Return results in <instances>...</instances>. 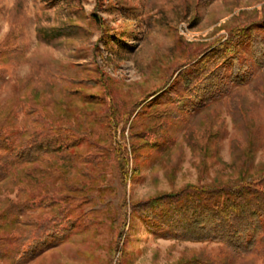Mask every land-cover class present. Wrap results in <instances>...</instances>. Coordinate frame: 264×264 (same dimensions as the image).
<instances>
[{"label":"rangeland","instance_id":"1","mask_svg":"<svg viewBox=\"0 0 264 264\" xmlns=\"http://www.w3.org/2000/svg\"><path fill=\"white\" fill-rule=\"evenodd\" d=\"M263 9L264 0H0V131L39 129L43 120L60 124L63 118L68 130L86 137L80 152L105 154L96 166L60 162L35 176L44 194L65 193L66 185L82 190L72 209L92 224L34 264H176L197 255L220 264H264L263 244L244 258L220 244L157 238L128 208L187 185L234 182L250 144L252 174L264 170V72L249 46L241 61L254 72L255 87L234 89L235 113L225 96L202 114L172 122L159 148L143 161L130 155L127 179L104 150L129 147V128L123 132L120 124L113 138L110 123L99 120L107 112L106 93L119 108L130 109L161 87L185 56L226 37L229 20ZM46 31L55 37H44ZM18 191L3 188L0 216L17 203Z\"/></svg>","mask_w":264,"mask_h":264},{"label":"trees","instance_id":"2","mask_svg":"<svg viewBox=\"0 0 264 264\" xmlns=\"http://www.w3.org/2000/svg\"><path fill=\"white\" fill-rule=\"evenodd\" d=\"M200 1L209 3L212 0ZM225 29L226 37L202 44L185 56L183 63L171 69L161 87L130 109L119 108L109 93L105 94L103 104L108 108L99 120L110 123L113 138L120 124L124 125L123 132L126 127L130 131L129 147L113 146L104 150L119 164L123 179L128 178L131 156L135 162L143 161L151 151L158 149L172 122L187 114H202L225 96L235 113V93L246 86L255 87L254 72L241 58L244 47L249 46L255 64L261 73L264 72V34H259L264 33V9L261 13L257 10L240 13L225 24ZM44 37L53 38L55 34L46 31ZM68 92L80 94L77 90ZM40 120L32 122L37 124ZM57 122L60 124L43 120L39 129L0 131V195L3 188L9 193L18 188L20 195L17 203L0 216V264H34L41 255L88 230L92 224L89 218L82 222L72 209L73 201L82 190L66 185L65 193L61 190L57 195L44 194L36 185L35 176L46 173L50 164L96 166L99 158L105 156L80 152L87 142L86 137L68 130V120L61 118ZM188 135L189 132L185 134L186 141H189ZM122 138L126 141L124 133ZM253 151L251 144L244 151L247 162L234 182L187 185L177 191L159 193L146 201L131 202L128 207L131 216L139 219L157 238L220 244L236 257L251 256L259 245H264V170L258 176L252 174ZM202 163L204 165L205 160ZM138 168L136 165L135 171ZM35 211L39 214L31 215ZM81 222L83 227L79 229ZM117 223L115 220L112 225ZM121 224L116 249L120 247V234L126 219ZM15 233L20 236L15 238ZM176 264L220 263L197 255Z\"/></svg>","mask_w":264,"mask_h":264}]
</instances>
